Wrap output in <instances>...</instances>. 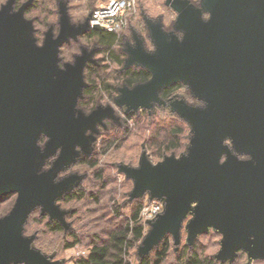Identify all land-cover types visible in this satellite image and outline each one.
<instances>
[{
  "label": "water",
  "instance_id": "95a60500",
  "mask_svg": "<svg viewBox=\"0 0 264 264\" xmlns=\"http://www.w3.org/2000/svg\"><path fill=\"white\" fill-rule=\"evenodd\" d=\"M33 1L22 3L16 14H9L11 5L0 10V197L17 195L12 210L0 218V264L20 260L46 264L28 250L20 226L36 204H43L53 220L68 227L62 218L67 213L59 212L52 202L63 198L82 177L72 174L56 185L52 178L77 162L81 155L73 151L74 145L81 146L82 155L89 154L91 138L84 137L85 129L94 128L105 117L114 118L107 109H97L87 118H72L75 98L85 87L80 69L90 61V54L79 58L74 68L64 72L56 68L57 46L84 34L91 27L90 15L73 27L67 4L60 2V38L52 41L49 30L44 47L38 49L31 22L22 19ZM171 7L180 13L174 26L184 32L183 42L166 36L161 20L144 16L156 52L146 54L136 35L137 46L128 50L131 59L124 68L134 62L151 77L131 92L122 89L117 103L126 104L128 111L149 109L164 104L160 96L164 89L183 82L208 106L201 111L171 103L172 111L194 133L187 159L165 157L152 167L144 151L139 170L122 169L136 182L134 198L145 188L153 196L168 197L165 215L153 225L139 256L159 245L166 233L178 245L180 221L189 203L198 201L195 219L187 226L189 245L197 233L213 225L224 234L216 259L232 262L236 248L264 258V0H204L203 10L211 13L207 23L185 0H175ZM40 133L51 138L44 153L35 147ZM225 137L232 138L238 152L251 154L252 161L238 162L229 154L227 162L218 165L220 154L227 153L221 146ZM56 147L62 148L60 158L51 171L37 176L41 163ZM249 236L255 239L250 241Z\"/></svg>",
  "mask_w": 264,
  "mask_h": 264
},
{
  "label": "clouds",
  "instance_id": "9594fccd",
  "mask_svg": "<svg viewBox=\"0 0 264 264\" xmlns=\"http://www.w3.org/2000/svg\"><path fill=\"white\" fill-rule=\"evenodd\" d=\"M27 0H22L26 3ZM186 4L191 8L200 12V20L207 23L211 19V13L203 10L204 0H185ZM170 5L175 3V0H169ZM10 6L9 14H16L22 4L15 3V0H0V10ZM57 0H39V7L34 8L31 12L22 16L25 22L32 24V39L36 48H43L46 40V35L51 30V40L56 41L60 38L62 32V25L60 23V15L58 13ZM167 14L170 15V24L165 29V35L174 37L177 43H182L184 40V32L175 28L180 13L173 7L166 9ZM69 23L73 27L82 24V18L73 12L69 11ZM105 27L109 25L105 24ZM116 33L117 40L111 46V50L118 54L120 59L129 61L131 59L129 49H135L137 46L136 35L128 28L127 22L123 24L112 25ZM140 39L144 42V51L146 54H154L156 47L150 42V38L145 33ZM103 47L98 40L92 38H85L83 34L77 35L75 38L69 37L65 42L57 46L56 51V68L60 72H64L68 67H76L77 60L85 54H90V61H100L104 57L102 65L98 72L94 75H89L87 64L90 61H85V65L81 67V83L85 87L91 88L90 92L85 91L82 87L80 94L75 98L72 110V118L78 120L81 115L85 118L92 115L97 109H107L111 111L112 116L115 118L114 122L111 119L105 118L94 125V128H87L84 130L83 135L86 138H91L89 147L90 152L87 155L88 159L95 160V167L88 168L86 171H81L79 168L69 165L58 170L52 178V184L56 185L64 181L70 175L75 174L83 177L80 184L74 188L76 192H82V195L77 200H64L62 197L53 200V206L61 213H67L69 209L75 208L76 211L71 215H64L62 218L64 222L76 233L82 232H95L99 233L102 238L109 239L106 233L101 232L102 228L114 230L121 221H125L127 232L125 233L126 241H132L131 264H141L140 258L135 254L143 245L144 240L149 236L160 217L165 215L168 206L167 195L159 197L153 196L150 188H145L139 198H134L132 193L135 191L136 182L133 178L129 177L122 169L139 170L141 162L139 156L135 159L124 158L121 156L112 155L105 152L107 143H115V140L124 135L125 129L132 131L142 132L143 139L141 143H145L149 138L153 137L154 129L157 124H165L172 127H178L180 132L177 136V143L174 147L169 148L168 142L165 140L159 145L162 149V157L151 159L155 149L149 147L144 149L149 156V163L152 167H156L163 163L165 157H171L175 161H180L181 158L187 159L190 155L189 149L191 148V141L194 133L191 125L182 120L178 113L172 111L171 107L165 104L163 107L157 106L154 115L140 116L139 113L143 111L142 108H137V116L132 119L127 118L128 106L126 104L117 103L120 98V90L127 88L129 92L132 88L127 87L121 78V64L113 63L107 57L106 52L93 51ZM132 67L134 70H140V66L133 62ZM108 86L111 88L109 92L106 90ZM175 103H182L192 109L204 111L207 109V102L193 95L190 85L181 83L176 88L174 93ZM50 137L44 133H40L35 141V147L40 153H44ZM221 146L227 149V153H221L217 163L224 165L227 162L228 155L230 154L238 162H250L252 156L249 153L238 152L231 137H225L221 141ZM73 151L77 156L83 154L81 146L76 144L73 146ZM62 153L61 147H56L54 152L48 155L41 163L36 175L51 171L55 162L60 158ZM101 170V179H97L95 172ZM89 193L97 194L98 199L91 200ZM137 204L143 211L140 213L141 219L139 223L142 226L140 238L135 237L134 229L136 223L131 219L133 210ZM198 201H191L189 203V211L180 221L179 231L182 234V243L177 245L171 233L165 235L171 240L170 246L167 249V254L162 261V264H177V251L179 248L184 247L188 243L189 233L187 232L188 224L195 219V209L198 207ZM123 206L120 208L122 215L118 216L112 224L106 223L113 215L111 211L113 206ZM89 209H97L94 212H89ZM107 212L103 220L96 221V217L102 213ZM77 217L81 219L77 220ZM127 218V219H126ZM49 221L56 223L53 218L44 210L43 204H36L25 216L23 223L20 226V236L22 239L28 241V250L36 252L43 258L46 264H52L54 259H59L63 253L64 243L72 241L73 236L64 231H52L48 229ZM85 221H93L97 227L89 225L87 229L81 228L80 225ZM39 222V223H37ZM250 241L255 237L249 236ZM224 234L213 225H207L205 231L197 233L195 236L196 252L201 260L218 257L223 249ZM252 245L250 244L249 247ZM156 248H151L148 255L155 258ZM93 248V245L87 239L82 240L75 245L74 254L77 258H87ZM113 252V249H109ZM191 251V249H189ZM67 259V257H64ZM107 260H112V256L105 257ZM121 259L128 261V257L121 254ZM9 264H25L23 260L19 262L10 261ZM68 264H74V261H68ZM217 264L222 262L217 259ZM232 264H264V259L250 258L248 252L243 248H236L234 251V258Z\"/></svg>",
  "mask_w": 264,
  "mask_h": 264
},
{
  "label": "rangeland",
  "instance_id": "374dc122",
  "mask_svg": "<svg viewBox=\"0 0 264 264\" xmlns=\"http://www.w3.org/2000/svg\"><path fill=\"white\" fill-rule=\"evenodd\" d=\"M109 1L110 0H57V5H58L57 10L59 13V3L64 2L67 4L68 13H69V11H71L74 14L80 16L82 18V21H84L86 19V17L88 15H90L97 7H100L102 5H106L109 3ZM34 3H35V5L33 6V8L29 9L26 12V14L31 12L34 8L39 7V0H36ZM17 4H22V0L17 2ZM170 7H171V5L169 3V0H135L134 3H132L131 6L127 7V9L125 10L123 21L127 22V26L132 32H136L141 36H143L146 33L147 36L149 37V31H148V28H147L146 23L144 21V16L148 17L149 19H151L153 21L161 20L162 27H164V29H166L167 26L170 24V21H171V17L169 14H167L166 9H169ZM150 42H151V40H150ZM101 59H103V58L101 57ZM121 70H122V68H121ZM174 93H175V91L167 99L162 98L164 100V104H161V105L155 104L154 106L152 105V107L149 109L141 107L143 109V111L141 113H139V115L143 116V115H145V113H147L148 115H154L156 112L157 106L163 107L165 104H167L171 107V103L173 101H175ZM129 114L131 115L130 117L128 116ZM126 115H127L128 119L135 118L137 116V111H133V110L128 111ZM170 127H172V126H168L165 124H157L155 129H154L153 137L149 138L143 144L141 143V140L143 139L142 132L132 131L131 129H125L124 135L122 137L116 139L114 144L112 142L107 143V147L104 149V151L109 152L112 155L124 157L126 159L127 158L135 159V158H137V156H139V159H140L142 153L144 152V149L151 147V148L155 149L151 159L159 160L163 155L162 149L159 147V145L161 143H163L166 139H168L167 129H169ZM154 141H156V142H154ZM147 157H148V159H150L148 155H147ZM94 162H95V160H94ZM73 166L79 168L81 171H86L88 168H90L87 165L80 164V163L75 164ZM97 172H99V176H96V177L99 180V179H101V170H99V169L96 170L95 175ZM80 181L75 184L74 188H76V186L80 184ZM74 188L70 192H73ZM88 195H89V198L91 200L98 199L97 194L89 193ZM16 197H17L16 194H12L9 197L5 198L4 200L0 201V218L6 216L12 210V208L16 202ZM74 200H77V199H74ZM121 207H123V206L122 205L121 206H115L114 205L112 207L111 211L113 212V215L108 219V221L106 223L112 224L118 216L122 215V213L120 211ZM96 210L97 209H89L88 211L94 212ZM75 211H76L75 208L69 209V211L67 212L66 215H71ZM106 215H107V212L102 213L100 216L96 217L95 219H96V221H101V220H103L104 216H106ZM79 219H81V217H77V220H79ZM140 219H141V215H140ZM54 221H56V220H54ZM37 223H39V222H37ZM49 223H53V222L49 221ZM89 225H92L93 227L98 226L97 224L93 223V221H85V223L81 224L80 227L87 229ZM109 230L110 229H108V228H102L101 232L107 234ZM63 231L68 233V234L73 232L74 236L77 239H79V243L84 239H87L89 242L91 237L94 235L101 237V235L99 233H95V232L90 233V232L85 231L82 233H76L72 229H70L69 227L64 228ZM69 242H71V241H66L64 243L63 253H62L61 257L59 259H54L52 264H68V261H70V260L74 261V259L76 258L75 254H74L75 246L71 247V248H65V244L69 243ZM181 243H182V234L180 233V241H179L178 245H180ZM187 245L191 246L188 243H187ZM181 249L182 248H179V250L177 251V255ZM132 255L133 254L130 251V253H129L130 264H131ZM135 255L140 257L139 256V250ZM248 255L250 258L264 259V258L259 257L257 254L251 255L248 252ZM64 257H67V259H65ZM212 259H215L217 261L216 257H214ZM224 262H226V264H232V262H228V260H226ZM224 262H222V263H224ZM177 264H179L178 260H177Z\"/></svg>",
  "mask_w": 264,
  "mask_h": 264
},
{
  "label": "trees",
  "instance_id": "16d2710c",
  "mask_svg": "<svg viewBox=\"0 0 264 264\" xmlns=\"http://www.w3.org/2000/svg\"><path fill=\"white\" fill-rule=\"evenodd\" d=\"M34 5L35 3L29 9L33 8ZM87 37L98 40V42L104 47L103 52H106L108 58H110L113 62L117 61L119 62L118 64H122V60L119 57H114L113 56L114 52L111 50V46L117 40V36L115 32L106 31V30L103 31L92 30L87 34ZM147 77H148L147 73L142 69L138 71L127 69L124 72H121V78H123L124 81L128 84L130 83L129 81H133V82L143 81ZM178 86L179 84H175L164 89L161 92V96L163 98L170 97L173 94V92L176 91V88ZM128 116L130 117L131 115L129 114ZM179 132L180 129L178 127H170L169 129H167L168 139L166 140L168 142L169 148L174 147L175 144L177 143V136ZM78 163L85 164L90 168L95 167L94 160L88 159L87 157H82L81 159H79V161L76 164ZM96 176H99V172L96 173ZM10 195L12 194H7L0 197V201L4 200ZM81 195L82 192L73 191L70 193H66L63 199L66 201L79 199ZM141 209L142 208L139 206V204H137V207L133 210L131 216V219L136 223V227L134 229L136 238H140L142 232V226L139 223ZM124 225H125V221H122L121 223L117 224L114 230H109L107 233L109 239H104L97 235L92 236L89 243L93 245V248L89 256L86 259L83 257H79V258L76 257L74 259V264H130L129 259L127 262L121 259L122 253L129 258V253L132 248V241H126L125 239V233L127 232L128 229ZM47 227L52 231H63L64 229L58 222L48 223ZM70 234L73 236V239L71 242L65 244V248L74 247L76 244L79 243V239H77L74 236L73 232H71ZM170 243H171L170 239L167 236H165L163 240L160 242L159 247L157 248L155 258H152L148 254H146L142 257H139L141 264H162V261L164 260V257L167 254V249L170 246ZM196 247H197L196 242H194L191 246L185 245L184 247H182V249L179 251L177 255V260L179 261V264H217V261L212 258L201 260L197 255ZM109 249H113L114 251L110 252ZM189 249H191V251H189ZM107 256H112L113 259L112 260L105 259V257ZM222 264H226V262Z\"/></svg>",
  "mask_w": 264,
  "mask_h": 264
},
{
  "label": "built area",
  "instance_id": "2783aa9c",
  "mask_svg": "<svg viewBox=\"0 0 264 264\" xmlns=\"http://www.w3.org/2000/svg\"><path fill=\"white\" fill-rule=\"evenodd\" d=\"M135 0H110L108 4L97 7L89 18L91 27L99 26L108 31H114L112 25L123 24L124 12ZM109 25L105 27L104 25ZM143 208L141 209V212ZM140 212V213H141Z\"/></svg>",
  "mask_w": 264,
  "mask_h": 264
},
{
  "label": "flooded vegetation",
  "instance_id": "af4514ba",
  "mask_svg": "<svg viewBox=\"0 0 264 264\" xmlns=\"http://www.w3.org/2000/svg\"><path fill=\"white\" fill-rule=\"evenodd\" d=\"M20 0H16V2L15 3H17V2H19ZM36 0H34L33 2H32V4L30 5V6H28L27 8H26V10H25V15H26V12H27V10L34 4V2H35ZM145 21V20H144ZM84 22V21H83ZM82 22V23H83ZM146 23V22H145ZM147 26V25H146ZM163 29H164V27H163ZM92 30H96V29H94V28H92V27H90L83 35H84V37L85 38H88L87 37V34L89 33V32H91ZM103 30H105V29H101V31H103ZM165 30V29H164ZM106 31H108V30H106ZM114 32V31H113ZM133 34L134 35H137L139 38L141 37V35H139L138 33H136V32H133ZM91 39V38H90ZM141 40V39H140ZM142 41V40H141ZM142 43H143V46H144V42L142 41ZM93 51H99V52H103L104 51V47H101V48H98V49H94ZM107 55V54H106ZM113 56L114 57H119L118 56V54L117 53H113ZM108 57V56H107ZM103 59H104V57H102ZM120 58V57H119ZM103 59H101L100 61H95V60H92V61H90L88 64H87V69H88V72H89V75L91 76V75H94V74H96L97 72H98V70L100 69V67H101V65H102V61H103ZM122 60V59H121ZM118 61H120V60H118ZM113 63H116V64H118L119 62H113ZM124 64H125V61L124 60H122V70L120 71V72H124L125 70H127V69H131V70H134V68L132 67V66H130V67H126V68H124ZM140 69H142V68H140ZM142 70H144V69H142ZM146 73H147V78L145 79V80H143V81H138V82H133V81H129L130 83L128 84V83H126L125 81H124V79H123V81H124V83L127 85V87H130V88H133L135 85H137V84H139V83H143V82H146V81H148L149 79H150V77H151V74L148 72V71H146V70H144ZM175 85V84H174ZM106 87V90H108L109 92L111 91V88L110 87H108V86H105ZM92 89L91 88H88V87H85V91L86 92H90ZM120 92H121V90H120ZM121 95V94H120ZM160 96H161V93H160ZM162 97V96H161ZM163 98V97H162ZM169 98V97H168ZM165 99V98H164ZM167 99V98H166ZM155 104H153V106H154ZM105 118H108V119H111V120H113L114 122H116V123H119L118 121H115V118H110V117H105ZM104 118V119H105ZM82 157H87V156H84V155H81L79 158H78V160H77V162L79 161V159H81ZM76 162V163H77ZM76 163H74V164H72V166L73 165H75Z\"/></svg>",
  "mask_w": 264,
  "mask_h": 264
}]
</instances>
